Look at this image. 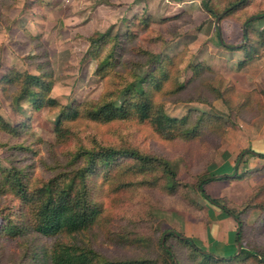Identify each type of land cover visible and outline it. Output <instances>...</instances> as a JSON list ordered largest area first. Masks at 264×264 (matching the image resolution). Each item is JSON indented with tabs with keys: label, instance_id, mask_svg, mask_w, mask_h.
Segmentation results:
<instances>
[{
	"label": "rangeland",
	"instance_id": "obj_1",
	"mask_svg": "<svg viewBox=\"0 0 264 264\" xmlns=\"http://www.w3.org/2000/svg\"><path fill=\"white\" fill-rule=\"evenodd\" d=\"M203 2L136 0L133 4L141 6V14L150 15L155 21L185 14L179 24H173L175 37L155 51L171 57L190 55L193 63L208 64L239 90L255 92L250 97L251 105L245 110L236 109L235 97H231L233 109L221 100L211 104L182 100L168 102L165 110L174 118L204 112L212 118L208 128L202 129L193 140L168 141L159 137L148 124L137 120L106 125L79 121L74 123L72 141L59 147L54 132L58 110L43 108L32 112L24 108L35 142L32 152L21 156V164L34 181H44L65 171L69 167L70 153L99 145L135 148L162 156L173 164L180 182L179 190L174 194L164 188L160 173L134 174L129 170L133 163L126 159L116 161L117 165L109 173L100 170L91 178L103 214L89 232L78 237V241L94 248L109 261L164 264L160 240L164 244L165 233L192 238L209 253V229L217 221L225 222L222 209L210 204L198 191V181L206 174L216 178L206 186L207 193L240 213L244 222L245 248L264 252V159L247 154L238 164L236 173L239 177L224 178V175H231L227 171L230 166H235L241 152L254 150L262 141L259 138L264 136V51L241 67L244 53L236 60L235 53L247 41L242 30L230 19L218 23L217 19H222V15L210 16ZM14 4L3 8L9 26L0 23V77L9 68L37 74L36 66L27 64L23 58L33 53L29 34H41L55 72L51 96L65 105L98 99L105 83L94 73L96 61L83 60L88 48L87 39L93 33L107 29L114 34L122 33L132 16L115 10L111 0H15ZM262 12L264 0H254L247 9L248 15ZM247 23L256 35L264 30V14L250 18ZM144 39L148 42L145 36ZM221 39L223 43L233 45V49L224 50ZM142 45L147 46L146 43ZM190 78L191 72L186 71L180 80L186 82ZM196 92L186 91L180 99L195 98ZM0 106L1 114L14 123L16 117L1 92ZM6 158L7 154L0 148L2 165H7ZM2 205V209L8 207L10 211L17 206L7 198L2 200ZM234 227L237 228L236 224ZM222 233L226 236L227 230ZM51 241L50 238L40 239L41 244ZM238 243L234 253L239 255L243 245L240 243L242 249L238 253ZM169 247L180 264H202L197 255L179 242L170 239L165 248ZM32 250V244L24 238L0 237V264H37L32 259Z\"/></svg>",
	"mask_w": 264,
	"mask_h": 264
},
{
	"label": "trees",
	"instance_id": "obj_2",
	"mask_svg": "<svg viewBox=\"0 0 264 264\" xmlns=\"http://www.w3.org/2000/svg\"><path fill=\"white\" fill-rule=\"evenodd\" d=\"M253 1L203 2L210 16L222 15L221 21L233 20L242 30L247 41L236 49L244 53L241 67L264 51V30L255 35L247 23L250 18L264 14H247ZM14 2L0 0V23L9 26V18L3 13V8L14 6ZM184 16L181 14L155 21L150 15L136 14L127 20L122 33L114 34L111 29H107L89 36L83 60L96 61L94 73L105 83L103 93L95 100L65 105L51 96L55 72L41 34H29L33 53L23 58L27 64L36 66L37 74L9 68L0 77V92L16 117L14 123L8 121L1 114L0 106V148L7 154V165L0 163V237L24 238L30 242L33 246L31 256L37 264H140L138 261H109L94 248L78 241V237L89 232L103 214L102 205L96 199V185L91 178L100 170L109 173L117 165L116 161L126 159L133 163L129 170L134 174L160 173L164 179L163 186L169 194L179 190L180 182L173 164L162 156L143 153L135 148L103 145L92 149L80 148L70 153L69 167L65 171L44 181H34L21 164V156H28L35 142L24 108L32 112L43 108L58 110L54 132L56 145L62 147L72 141L74 123L79 121L106 125L137 120L148 124L164 140L189 141L195 139L202 129L208 128L212 118L204 112L190 113L181 119L174 118L167 114L166 103L182 100L211 104L212 101L221 100L232 108L231 97H235L236 109L245 110L251 105L250 97L255 92L239 90L208 64L193 63L190 55L171 57L155 51L175 37V33H172L175 28L173 24H179ZM142 43L147 46L143 47ZM138 70L144 72L140 74ZM186 71L191 72V78L186 82L181 81ZM186 91H197V97L180 99ZM247 154L264 159L263 154L253 153L250 149L242 151L231 175H224V178L233 175L239 177L236 173L238 164ZM215 180V177L207 174L202 176L197 184L198 191L206 201L221 208L236 221L237 242L243 245L242 252L221 257L205 252L192 238L165 233L164 244L160 240L164 264H180L175 261L177 256L171 247L165 248L170 239L189 248L202 264H264V252L245 248L244 222L240 213L207 193L206 186ZM6 198L17 205L13 211L8 207L2 209V200ZM41 238H50L52 241L50 244H41Z\"/></svg>",
	"mask_w": 264,
	"mask_h": 264
},
{
	"label": "crops",
	"instance_id": "obj_3",
	"mask_svg": "<svg viewBox=\"0 0 264 264\" xmlns=\"http://www.w3.org/2000/svg\"><path fill=\"white\" fill-rule=\"evenodd\" d=\"M136 0H111L112 7L115 10H119L121 14L126 15L130 14V16L141 14L143 12V8L138 4H133ZM100 7V6H99ZM221 44V43H220ZM223 49L227 51L228 48L234 47L233 45L229 44H221ZM226 48V49H225ZM236 59H240L243 56L242 51H237ZM264 135V133H263ZM262 140L259 145H257L253 153L256 154H263L264 155V136L259 138ZM234 166H230L229 170L227 171L228 174L232 173ZM222 217L224 219L223 222L219 223L218 221L209 229V253L216 254V255H229L230 253H234L236 251V242H237V228L234 227L236 221L228 216L222 210ZM237 226V224H236ZM223 230H227L226 236L222 233ZM195 241V240H194ZM196 243V242H195ZM197 244V243H196Z\"/></svg>",
	"mask_w": 264,
	"mask_h": 264
},
{
	"label": "water",
	"instance_id": "obj_4",
	"mask_svg": "<svg viewBox=\"0 0 264 264\" xmlns=\"http://www.w3.org/2000/svg\"><path fill=\"white\" fill-rule=\"evenodd\" d=\"M220 20H221V18L219 17L218 19H217V22L219 23L220 22ZM219 29V32H220V28H218ZM220 42H221V44H223V41H222V39L220 40ZM175 235H177V234H175ZM241 244L240 243H238V253H240L241 252Z\"/></svg>",
	"mask_w": 264,
	"mask_h": 264
}]
</instances>
